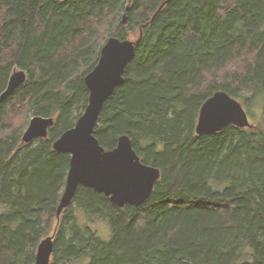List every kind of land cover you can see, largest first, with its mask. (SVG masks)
<instances>
[{"label": "trees", "instance_id": "obj_1", "mask_svg": "<svg viewBox=\"0 0 264 264\" xmlns=\"http://www.w3.org/2000/svg\"><path fill=\"white\" fill-rule=\"evenodd\" d=\"M164 1L0 0V94L14 70L27 74L0 103V264H34L51 235L49 264H264V0H171L157 12ZM140 31L94 136L105 150L128 136L160 178L138 207L80 185L57 221L70 155L52 144L84 112L101 47ZM218 91L261 123L197 135ZM34 116L54 125L22 144ZM80 217L107 221L110 240Z\"/></svg>", "mask_w": 264, "mask_h": 264}, {"label": "water", "instance_id": "obj_2", "mask_svg": "<svg viewBox=\"0 0 264 264\" xmlns=\"http://www.w3.org/2000/svg\"><path fill=\"white\" fill-rule=\"evenodd\" d=\"M170 1L165 0L157 12ZM122 24H126L125 15ZM141 40L142 31L135 40L111 37L106 41L100 49L96 66L84 77V84L89 92L84 112L74 126L63 132L52 144L56 152L70 155L65 186L56 210L57 221L63 210L72 203L80 185L109 196L110 201L118 208L126 205L138 207L151 195L160 178L159 168L141 162L128 136H119L116 147L111 150H105L94 136L102 108L123 82L125 70L134 59ZM26 80L25 71L14 70L5 90L0 94V103L12 96ZM53 125L54 119L51 117H32L22 133L21 143L29 144L36 139H47L48 130ZM229 125L249 129L254 127L239 101L223 91L215 92L199 109L195 133L215 134ZM53 238L54 235H51L41 240L34 264L50 263Z\"/></svg>", "mask_w": 264, "mask_h": 264}, {"label": "rangeland", "instance_id": "obj_3", "mask_svg": "<svg viewBox=\"0 0 264 264\" xmlns=\"http://www.w3.org/2000/svg\"><path fill=\"white\" fill-rule=\"evenodd\" d=\"M136 38H137V34H133L131 36V38H129V40H135ZM258 113L259 112L256 111V109H253V114H250L248 112V118H249L250 123H252V124L261 123V117ZM79 222L83 225L84 224L88 225V227H90L93 231L96 232V234L98 235V237L102 241L107 242L110 240L111 231H110V225L107 221H105V220H94L91 222V221H88L87 219H85L84 217H80Z\"/></svg>", "mask_w": 264, "mask_h": 264}]
</instances>
